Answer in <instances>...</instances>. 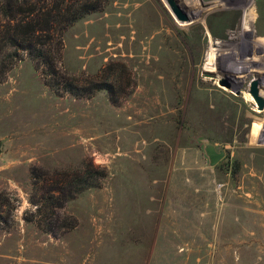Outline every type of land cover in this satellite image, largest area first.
Instances as JSON below:
<instances>
[{
    "label": "rangeland",
    "instance_id": "374dc122",
    "mask_svg": "<svg viewBox=\"0 0 264 264\" xmlns=\"http://www.w3.org/2000/svg\"><path fill=\"white\" fill-rule=\"evenodd\" d=\"M85 1L58 67L104 88L58 95L28 57L0 82V264H264L247 92L257 77L264 95V0ZM88 165L100 186L54 206L55 179Z\"/></svg>",
    "mask_w": 264,
    "mask_h": 264
},
{
    "label": "trees",
    "instance_id": "16d2710c",
    "mask_svg": "<svg viewBox=\"0 0 264 264\" xmlns=\"http://www.w3.org/2000/svg\"><path fill=\"white\" fill-rule=\"evenodd\" d=\"M95 9L92 2L85 0H0V82L17 61L28 57L42 66L45 85L58 95L89 97L104 88L96 79H90L87 85L79 84L58 67L65 29ZM103 176V170L91 165L65 173L55 179L49 198L59 207L83 190L100 186Z\"/></svg>",
    "mask_w": 264,
    "mask_h": 264
},
{
    "label": "water",
    "instance_id": "95a60500",
    "mask_svg": "<svg viewBox=\"0 0 264 264\" xmlns=\"http://www.w3.org/2000/svg\"><path fill=\"white\" fill-rule=\"evenodd\" d=\"M169 5L177 19H179L181 22L189 21V18L172 1H169ZM259 82L260 80L257 77H253L248 84L247 92L255 101L257 109L262 110L264 109V95L260 91ZM219 84L230 87L229 83L223 79H219ZM204 151L209 159L210 165H215L224 155V152L222 150L217 151L215 146L208 142H205Z\"/></svg>",
    "mask_w": 264,
    "mask_h": 264
},
{
    "label": "bare ground",
    "instance_id": "6f19581e",
    "mask_svg": "<svg viewBox=\"0 0 264 264\" xmlns=\"http://www.w3.org/2000/svg\"><path fill=\"white\" fill-rule=\"evenodd\" d=\"M232 37H233V36H232ZM220 42H221V41H220ZM223 42H224V41H223ZM224 43H225V42H224ZM226 46H227V45H226ZM215 48H216V47H215ZM213 49H214V48H212V50H213ZM215 52H216V51H215ZM230 52H232V51H230ZM233 52H234V50H233ZM219 53H220V52H219ZM212 54H213L212 51L209 50L208 55H207L208 58L211 57ZM214 54H215V53H214ZM214 54H213V55H214ZM233 54H234V53H233ZM238 55H239V54H238ZM217 56H218V55H217ZM227 56H228V55H227ZM212 57H213V56H212ZM209 59H210V58H209ZM241 59H242V58H241ZM213 60H214V59H213ZM237 60H238V59H237ZM214 61H215V60H214ZM208 64H209V63H208ZM242 64H243V63H242ZM208 68H209V67H208ZM258 110H259V109H258Z\"/></svg>",
    "mask_w": 264,
    "mask_h": 264
}]
</instances>
